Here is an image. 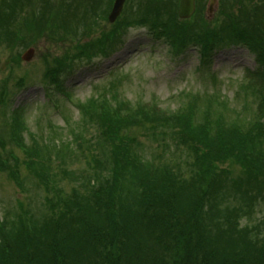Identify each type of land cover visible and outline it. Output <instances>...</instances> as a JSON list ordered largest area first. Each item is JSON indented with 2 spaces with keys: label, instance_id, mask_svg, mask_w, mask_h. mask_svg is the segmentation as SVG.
Wrapping results in <instances>:
<instances>
[{
  "label": "trees",
  "instance_id": "obj_1",
  "mask_svg": "<svg viewBox=\"0 0 264 264\" xmlns=\"http://www.w3.org/2000/svg\"><path fill=\"white\" fill-rule=\"evenodd\" d=\"M24 1L11 0L4 9L11 8L13 17L23 10ZM160 3L149 9L164 23H155L151 32L173 49L194 41L204 60L223 43L253 51L258 66L245 72L238 91L250 92V100L256 102L254 116L230 123L207 110V118L201 120L204 115L198 118L192 103L167 114L155 105L138 102L132 108L116 96L100 97L81 111L91 124L96 122L99 139L112 154L103 147L97 150L102 141L79 139L78 150L87 155L94 171L74 178L62 163L52 173L54 145L41 153L26 148L20 134L24 123L14 125L7 139L0 137V149L11 145L37 158L31 171L43 176L35 179L46 193L45 211L40 215L21 206L15 220L5 214L0 223V264H264V219L253 221L264 205V1L252 5V11L238 2L239 12L231 13L229 25L220 32L229 38L207 36L210 30L200 27L203 36L192 41L182 38L187 25L177 27ZM33 20L39 24L42 16ZM61 67L48 70L47 78L56 79ZM136 124L155 138L168 134L162 129L173 130L177 146L192 159L186 162L189 178L176 165L141 159L138 140L126 133L128 125ZM60 151L55 152L70 154L67 144ZM229 163L241 169L233 171ZM63 177L74 182L66 194L59 186Z\"/></svg>",
  "mask_w": 264,
  "mask_h": 264
},
{
  "label": "rangeland",
  "instance_id": "obj_2",
  "mask_svg": "<svg viewBox=\"0 0 264 264\" xmlns=\"http://www.w3.org/2000/svg\"><path fill=\"white\" fill-rule=\"evenodd\" d=\"M9 1L0 0V95L2 86L6 89L7 85L10 92L7 102H0V137L7 139L14 125L24 123L25 127L21 126L20 134L26 147L41 153L55 146L50 153L53 174L60 163L67 173H72L73 178L87 172L93 173L94 167L89 163L87 155L78 150V140L86 139L96 144L102 140L99 139L96 122L91 124L81 110L88 109L89 102H100L99 97L103 94L108 99L119 96L118 99L127 100L132 108L138 102L143 106L154 104L167 114L177 113L183 105L192 103L196 116L200 118L204 115L201 120L207 118V110L218 117L224 115L230 123L235 119L243 123L254 116L256 102L250 100V92L242 91L240 94L238 91L245 72L255 71L258 66L253 51L243 45L218 44L221 48L213 57V64L201 70L204 63L199 52L201 47L195 46L191 38L203 36L204 30L201 28L205 27L201 25V20L209 24L206 28L210 30L207 36L221 34L229 38V34L220 32L225 31L229 25L231 13L237 15L239 12L241 7L238 2L252 11V5L259 6L264 0H216L211 14L207 8L210 0H198L199 16L184 24L188 27V33H184L182 38L189 37L192 41L183 49L184 52L180 44L174 49L170 48L153 41L145 29L136 27L141 26L142 21L148 27L164 23L162 16L159 18L154 13H143L144 8L140 7L156 4V0H127L117 22L119 24L116 25L107 23L104 17L112 0H68L66 4L57 6L55 0H49V5L43 4L42 0H25L23 10H16L13 17L10 16L11 8L4 9ZM160 1V6L168 11L163 13L169 15V20L177 24V27L183 26L175 18L177 0ZM38 16H42V21L36 24L33 18ZM128 24L131 28H128ZM123 26L126 34L123 33L121 38L116 37L115 32ZM112 34L113 41L104 42L106 48L100 51V43ZM117 39L123 41L122 48L106 53ZM27 49L33 50L30 60L17 62V55H23ZM210 55L211 52L207 58ZM59 66H62V70L56 79H48V70ZM212 73L216 81L212 79ZM19 79L25 80L21 89L16 87ZM63 89L71 95V102L59 92ZM200 97L199 101L193 100ZM55 106L61 114L56 113ZM126 129L129 132H124L138 140V150L143 161L151 162L153 158L155 164L176 165L189 178L186 162L191 163L192 159L185 156L187 152L184 148L177 146V138L171 128L162 129L168 134H160L156 138L152 137L147 128H140L137 124L128 125ZM102 142L97 150L103 147L112 154L108 144ZM65 144L70 148V154L63 151L60 153ZM8 149L15 152L11 146ZM15 155L19 157L18 163L13 162L24 169L21 177L25 185L18 188L10 174L0 168V221L6 213L10 214V220H15L21 206L22 209H33L40 215L45 211L42 200L46 193L36 182V177L43 176L35 177L31 171L37 158L28 161L20 152H15ZM47 162L44 160L43 163ZM27 163L29 168H25ZM226 165L233 171L241 169L230 163ZM59 182V186L65 189L64 194L74 188L70 178L63 177ZM261 219H264V205L258 207L253 221Z\"/></svg>",
  "mask_w": 264,
  "mask_h": 264
},
{
  "label": "water",
  "instance_id": "obj_3",
  "mask_svg": "<svg viewBox=\"0 0 264 264\" xmlns=\"http://www.w3.org/2000/svg\"><path fill=\"white\" fill-rule=\"evenodd\" d=\"M116 3L113 7V10H112V14L110 16V19L109 21H114L120 14V10L123 6V3L125 2V0H115ZM194 4H195V0H180V5H179V13H178V17L181 19V20H185V19H188L190 18L195 9H194ZM33 55V52L32 51H29L26 53V55L23 57V59L26 61H29L30 58L32 57Z\"/></svg>",
  "mask_w": 264,
  "mask_h": 264
}]
</instances>
